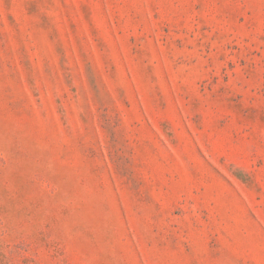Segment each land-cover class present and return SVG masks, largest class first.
Wrapping results in <instances>:
<instances>
[{
  "label": "rangeland",
  "instance_id": "374dc122",
  "mask_svg": "<svg viewBox=\"0 0 264 264\" xmlns=\"http://www.w3.org/2000/svg\"><path fill=\"white\" fill-rule=\"evenodd\" d=\"M0 264H264V0H0Z\"/></svg>",
  "mask_w": 264,
  "mask_h": 264
}]
</instances>
